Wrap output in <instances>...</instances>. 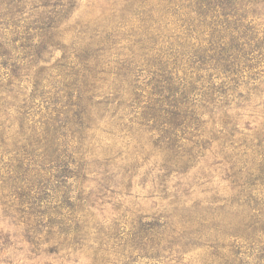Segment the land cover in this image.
I'll use <instances>...</instances> for the list:
<instances>
[{"label": "rangeland", "instance_id": "1", "mask_svg": "<svg viewBox=\"0 0 264 264\" xmlns=\"http://www.w3.org/2000/svg\"><path fill=\"white\" fill-rule=\"evenodd\" d=\"M186 5L184 0H76L69 20L58 30H47L44 22L35 32L36 18L27 14L7 30L8 49L13 47L7 59L17 73L12 87L22 99L35 102L19 116L36 115L25 117V127L46 114L45 108L68 111L49 129L59 133L65 151L61 164L65 170L60 167L59 175H64L60 180L69 189L67 208L56 217L42 216V183L34 175L41 165L15 151L19 146H11L10 134L15 131V144L26 143L19 123L11 128L2 123L0 264H264V73L251 80L244 73L220 76L213 85L217 99L225 102L213 103L214 112L205 105L202 110L207 114L201 122L209 121L208 130L211 124L215 131L224 124L237 130L239 143L224 147L173 142L153 131L151 122L144 125L152 118L144 110L148 99L133 98L132 108L122 112L121 98L129 100L119 96L120 88L116 92L117 85L110 80L99 95L118 100L95 111L103 100L94 98L99 103L90 107V120L76 94L77 86L82 89L80 78L100 75L101 67L86 61L94 48L87 44L95 30L101 46L94 51L105 49L113 67L116 52L151 50L155 38L158 43L170 42L162 22L178 19ZM250 9L247 18L264 20V5ZM24 25L31 30L33 58L24 59ZM41 38L43 49L37 56ZM147 68L144 63L143 72L136 70L139 86ZM4 79L9 77H0V87L7 85ZM91 137L93 143L88 142ZM97 162L108 169L110 180L125 178L134 169L133 186L105 195L101 185L108 176L91 173L98 170ZM176 222L185 229L169 226ZM38 231L39 238L34 233ZM48 232L55 236L46 243ZM77 232L85 241L74 239ZM35 236L39 246L32 245Z\"/></svg>", "mask_w": 264, "mask_h": 264}, {"label": "trees", "instance_id": "2", "mask_svg": "<svg viewBox=\"0 0 264 264\" xmlns=\"http://www.w3.org/2000/svg\"><path fill=\"white\" fill-rule=\"evenodd\" d=\"M184 1L187 5L181 8L185 13L179 16L187 15V17H179L168 24L162 22L165 26L162 30L167 33V38L172 39L170 42L158 43L155 38L151 50L145 51L144 48H139L140 51L128 49L126 53L116 52L115 60L112 62L113 67L109 66L111 62L105 54V49L94 51L101 46V42L98 32L96 30L93 32L87 45L94 48L86 61L88 65L93 64L97 69L101 67V71L97 72L100 75L98 78L95 76L80 78L82 89L79 86L76 87L77 97H80V103H83L82 109H84L86 120L92 117L90 107H96L99 103V101L93 102L94 98L103 100L95 111H100L118 100L105 98L108 94L102 97L99 95L106 90V82L110 80L117 85V89L120 88V91L114 89L116 92L119 91V96L124 94L129 100L125 101L121 98L118 107L122 112L132 108L134 99L137 101L147 98L144 110L152 118L145 119L144 125L148 126L151 122L150 129L153 128V131L168 135L167 138H173V142L179 140V143H191L204 147H212L213 144L224 147L239 143L238 138L235 137L237 135L235 128H228L224 124L219 131H215L211 124L208 130L209 121L201 122L207 114L202 109L205 105L212 107L215 102L224 104L225 100L221 98L222 101L218 100L213 90V85L217 83L220 76L227 79L232 74L244 73V78L251 80L264 73V20L247 18V13L252 10L250 8L259 3L264 5V0ZM74 4L76 0H0V77L2 75L9 77L3 80L8 81L7 85L0 87V120H2L0 126L2 123H7V127L11 128L15 122L19 123L20 134L26 138V143L15 144L14 135L17 131L10 134L9 140L11 146H19L15 151L20 152L22 157L30 158L33 163L38 162L41 165L39 170L34 171L35 177L39 179V183H42L43 197L40 203L45 205L39 213L50 218L58 216L62 209L67 208L69 187L65 181L60 180L64 175H59V168L62 167V161L65 159V151L58 142L59 133L56 134L55 129L50 130L49 126H54L59 121V117L65 116L68 111L53 109L49 112L45 108L46 114L37 113L40 115L39 120L33 122L32 126L25 127V117L36 115L27 116L26 114L21 118L19 116L29 112L35 102L22 99L23 95L15 91L14 86L12 87L11 79L16 77L17 73L10 70L12 65L8 63L7 58L13 47L8 49L9 42L5 36L8 29L24 21L21 18L25 14L29 19L36 18V23L33 25L35 32L39 28L38 23L41 25L44 22L48 26L47 30H58L64 22L69 20ZM27 7L28 10H26ZM156 22L159 23V19ZM25 25L26 37L22 45V49L25 50L24 59L34 56L30 48L31 30ZM37 43L42 44L35 53L38 56L43 49L42 38ZM144 63L148 68L145 72V80L141 83L143 86H139L137 80L140 78H137L135 73H137L136 70L143 72ZM88 73H91V67ZM208 85L211 87L203 92ZM223 87L228 91L231 90L228 86L223 85ZM228 91L222 92L223 96ZM205 95L212 96V100L207 101ZM212 108L214 112V107ZM208 118L211 120L212 117ZM199 131L201 141L196 135ZM93 141L94 137H91L88 142L93 143ZM5 152L15 154L10 150ZM62 168L65 170L64 167ZM96 168L98 170H93L91 173L97 175L103 172L108 176L103 179L104 183L101 185L105 195L129 191L133 186L131 177L134 169H131L128 176L124 175L125 178L110 180L107 168L104 169L99 162ZM47 192H51L50 198ZM50 201L54 202L53 207H50ZM169 226L177 230L185 229H181L183 224L180 222H176L175 226L171 224ZM150 229H153V226ZM34 233L38 235V238L41 237L39 231ZM52 236L55 234L47 233L46 243H49ZM57 237L59 239V234ZM84 237L77 232L74 239L85 241ZM38 238L37 236L33 238L32 245H37Z\"/></svg>", "mask_w": 264, "mask_h": 264}]
</instances>
